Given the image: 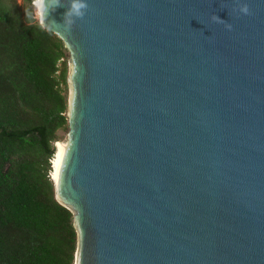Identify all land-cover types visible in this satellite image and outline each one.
Wrapping results in <instances>:
<instances>
[{"label":"water","instance_id":"obj_1","mask_svg":"<svg viewBox=\"0 0 264 264\" xmlns=\"http://www.w3.org/2000/svg\"><path fill=\"white\" fill-rule=\"evenodd\" d=\"M72 3L39 24L68 53L74 264H264V0Z\"/></svg>","mask_w":264,"mask_h":264},{"label":"trees","instance_id":"obj_2","mask_svg":"<svg viewBox=\"0 0 264 264\" xmlns=\"http://www.w3.org/2000/svg\"><path fill=\"white\" fill-rule=\"evenodd\" d=\"M67 61L32 0H0V264H74L72 214L50 177L67 130Z\"/></svg>","mask_w":264,"mask_h":264},{"label":"clouds","instance_id":"obj_3","mask_svg":"<svg viewBox=\"0 0 264 264\" xmlns=\"http://www.w3.org/2000/svg\"><path fill=\"white\" fill-rule=\"evenodd\" d=\"M33 6L35 7V17L37 20H40L45 15L46 5L45 0H32ZM86 0H73L71 4V11L70 13H66V15H76L82 16L83 12L82 9L86 8ZM239 12L242 14H248L249 8L247 4H242L239 8ZM26 15H31L30 13H26ZM228 28H231V25H228Z\"/></svg>","mask_w":264,"mask_h":264},{"label":"bare ground","instance_id":"obj_4","mask_svg":"<svg viewBox=\"0 0 264 264\" xmlns=\"http://www.w3.org/2000/svg\"><path fill=\"white\" fill-rule=\"evenodd\" d=\"M65 147V142L63 141H57L55 142V155L52 158V170H51V179L56 180L57 175H58V170H59V165L62 159L63 151Z\"/></svg>","mask_w":264,"mask_h":264},{"label":"rangeland","instance_id":"obj_5","mask_svg":"<svg viewBox=\"0 0 264 264\" xmlns=\"http://www.w3.org/2000/svg\"><path fill=\"white\" fill-rule=\"evenodd\" d=\"M16 3L18 4V5H21L22 4V0H16ZM33 4V3H32ZM35 7H34V16H35ZM36 18V17H35ZM38 22H39V20H37ZM67 66H68V61H67ZM67 92H68V84H67ZM58 136H59V141H64L65 140V138H66V134H67V130H65V129H61V130H59L58 132ZM57 142V141H56ZM51 174V173H50ZM51 177V176H50Z\"/></svg>","mask_w":264,"mask_h":264}]
</instances>
